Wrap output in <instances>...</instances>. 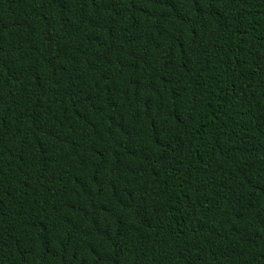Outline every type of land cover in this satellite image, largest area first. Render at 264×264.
Listing matches in <instances>:
<instances>
[{"label":"trees","instance_id":"trees-1","mask_svg":"<svg viewBox=\"0 0 264 264\" xmlns=\"http://www.w3.org/2000/svg\"><path fill=\"white\" fill-rule=\"evenodd\" d=\"M0 264H264V0H0Z\"/></svg>","mask_w":264,"mask_h":264}]
</instances>
